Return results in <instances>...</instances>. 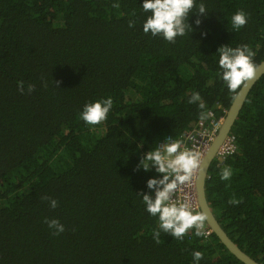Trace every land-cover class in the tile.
<instances>
[{
  "label": "trees",
  "instance_id": "16d2710c",
  "mask_svg": "<svg viewBox=\"0 0 264 264\" xmlns=\"http://www.w3.org/2000/svg\"><path fill=\"white\" fill-rule=\"evenodd\" d=\"M140 2L0 0V264H191L193 249L204 252L200 264H245L215 233L202 244L191 230L182 241L161 232L155 243L138 194H154L147 180L162 174L139 163L200 121L192 91L226 114L219 106L228 111L234 98L217 77V49L248 44L262 62L264 0H200L205 13L191 10L193 30L174 42L144 34L140 20L128 27ZM240 8L248 22L233 30ZM103 95L114 99L108 119L85 125L82 105ZM230 133L239 151L213 159L207 197L229 236L264 264V75ZM226 164L234 174L221 181ZM45 217L65 231L52 235Z\"/></svg>",
  "mask_w": 264,
  "mask_h": 264
},
{
  "label": "clouds",
  "instance_id": "9594fccd",
  "mask_svg": "<svg viewBox=\"0 0 264 264\" xmlns=\"http://www.w3.org/2000/svg\"><path fill=\"white\" fill-rule=\"evenodd\" d=\"M138 5L139 15L136 10H133L128 20V27L135 28L137 21L140 20L144 34H150L152 37L159 35L168 42H174L177 36H185L186 31L193 30L187 23L191 10L195 8L199 13L206 11L205 4L200 0H141ZM113 7L118 8L119 4L116 3ZM229 22L233 30H239L247 24L248 13L243 8L237 9L231 14ZM195 23L198 25L200 20L197 19ZM217 53V77L222 80L233 98H236L242 86H247L256 78L258 69V63L254 61L256 51L248 44H242L235 47L221 46L217 49ZM26 88L30 93L35 85L29 83ZM17 90L21 93L25 91L24 81H17ZM187 103L195 104L200 110L201 121L213 118L214 113L207 107L199 91H192ZM113 106V97L103 95L86 101L78 115L85 125L90 127L101 125L108 119ZM238 151V146L233 142L225 145L216 158L218 161L223 160ZM204 156L200 148L188 147L184 139L170 138V142L148 151L140 160L139 167L144 170L154 168L157 173L162 174L159 178L150 177L147 180V187L153 189L154 194H138L144 211L155 218L156 226L151 229L152 240L155 243H160L161 232L169 233L175 239L182 241L189 230L195 237L202 238L200 243H207L209 237L206 224L207 212L198 207L190 195L179 194L183 187L192 186L198 178L203 168ZM233 174L234 168L230 164L220 167L218 171L221 181H230ZM41 199L47 200L50 208L55 209L58 205L57 199L47 195L41 196ZM240 202V198L235 195L228 200V203L232 205H238ZM44 223L54 236L65 231V225L58 218L45 217ZM203 256L202 250L193 249L191 264H200Z\"/></svg>",
  "mask_w": 264,
  "mask_h": 264
},
{
  "label": "water",
  "instance_id": "95a60500",
  "mask_svg": "<svg viewBox=\"0 0 264 264\" xmlns=\"http://www.w3.org/2000/svg\"><path fill=\"white\" fill-rule=\"evenodd\" d=\"M264 75V59L258 65L256 78L249 82L247 86H242L239 90V95L234 98L226 116L224 122L216 136V138L211 143L209 149L205 153L203 168L198 174L196 179V198L201 209L207 212L208 219L207 223L213 229L217 237L222 241V243L233 253L238 259H240L245 264H262L247 252H245L226 232L216 214L214 213L206 192V180L208 177V172L213 159L216 158L217 152L225 139L230 134L232 127L234 126L239 114L247 100V97L254 87L256 82Z\"/></svg>",
  "mask_w": 264,
  "mask_h": 264
},
{
  "label": "built area",
  "instance_id": "2783aa9c",
  "mask_svg": "<svg viewBox=\"0 0 264 264\" xmlns=\"http://www.w3.org/2000/svg\"><path fill=\"white\" fill-rule=\"evenodd\" d=\"M219 107H221L223 112L227 113V110L225 108H223L222 106H219ZM211 110L214 113V116L211 120H204V121L200 120L199 122H197L193 126V128L186 131L185 133H183L179 137L168 136L165 140H163V142H161L159 144V147H162L166 142H170V138H173V139L182 138V139H184V141L188 147H194V146L198 147L205 154L207 152V150L209 149L213 140L216 138V136H217V134H218L223 122H224L225 116H226V114L217 116L215 109H211ZM233 138H234V136L230 133L228 135V137L225 139V141L223 142V144L221 145L220 149L218 150L217 155H218V153H220L221 149L225 145L231 144L233 142L235 143V138L234 139ZM217 155H216V157H217ZM216 160H218V159H216ZM219 161L221 162V160H219ZM179 194L181 196H183L185 194L190 195L193 199V202L198 207H200L198 202H197V198H196V180L193 182L192 186L183 187ZM207 230L209 231V236H210L212 233H211V230L208 228V225H207Z\"/></svg>",
  "mask_w": 264,
  "mask_h": 264
},
{
  "label": "bare ground",
  "instance_id": "6f19581e",
  "mask_svg": "<svg viewBox=\"0 0 264 264\" xmlns=\"http://www.w3.org/2000/svg\"><path fill=\"white\" fill-rule=\"evenodd\" d=\"M208 228L211 230V233H214L213 229L211 228V226H208Z\"/></svg>",
  "mask_w": 264,
  "mask_h": 264
}]
</instances>
